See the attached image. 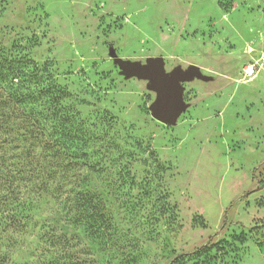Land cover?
<instances>
[{
  "label": "rangeland",
  "instance_id": "374dc122",
  "mask_svg": "<svg viewBox=\"0 0 264 264\" xmlns=\"http://www.w3.org/2000/svg\"><path fill=\"white\" fill-rule=\"evenodd\" d=\"M0 57V264H264V0H0ZM116 59L198 69L176 125Z\"/></svg>",
  "mask_w": 264,
  "mask_h": 264
},
{
  "label": "water",
  "instance_id": "95a60500",
  "mask_svg": "<svg viewBox=\"0 0 264 264\" xmlns=\"http://www.w3.org/2000/svg\"><path fill=\"white\" fill-rule=\"evenodd\" d=\"M127 77L149 80V88L157 93V100L152 104V117L166 125H176L182 113L187 109L184 101V82L201 78L197 68L187 71L176 69L165 72L164 61L156 59L146 65L115 60Z\"/></svg>",
  "mask_w": 264,
  "mask_h": 264
},
{
  "label": "trees",
  "instance_id": "16d2710c",
  "mask_svg": "<svg viewBox=\"0 0 264 264\" xmlns=\"http://www.w3.org/2000/svg\"><path fill=\"white\" fill-rule=\"evenodd\" d=\"M25 61L21 59H14V60H7L2 57H0V78L2 80H7L8 78H11V81L20 78V83L22 82V78H24L26 75H24V67H25ZM22 76V77H21ZM7 83V82H4ZM5 127L4 123L0 125V132L1 129ZM2 134H0V141L2 140L4 142V145L2 146V142H0V149H14L13 148V142L14 138L11 137V135L7 134L6 129H4ZM39 135L37 137L40 138V136H44V133L39 130ZM34 138V136H31ZM50 150L55 152V154L60 155V157H68L67 154H62L61 146L59 141H53L50 143ZM49 144V145H50ZM0 159L3 164L9 163L10 160L6 159V156L2 155L0 152ZM71 164V163H70ZM9 165H13V163H9ZM15 167V170L8 171L6 173H0V182L1 187H3L6 190V198L3 201H0V220H3L5 225L7 227H25L23 224V220L26 218L25 215L27 211H29V207L23 201L20 197L21 189H22V183L25 181V178L22 176V173L19 171V169ZM64 170V169H63ZM52 175L48 174V178H51ZM17 178L19 179V182H17ZM59 192V189H57ZM16 205V206H15ZM13 206V207H10ZM21 210V211H20ZM207 245H202L196 251V253H206L207 252ZM179 257L174 258L171 260L170 264H176Z\"/></svg>",
  "mask_w": 264,
  "mask_h": 264
},
{
  "label": "built area",
  "instance_id": "2783aa9c",
  "mask_svg": "<svg viewBox=\"0 0 264 264\" xmlns=\"http://www.w3.org/2000/svg\"><path fill=\"white\" fill-rule=\"evenodd\" d=\"M264 60V57H263ZM245 76L248 78L254 77L257 72V67L256 65H249L244 69Z\"/></svg>",
  "mask_w": 264,
  "mask_h": 264
}]
</instances>
